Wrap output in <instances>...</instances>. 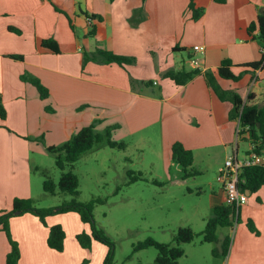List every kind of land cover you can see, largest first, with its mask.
<instances>
[{"label": "crops", "instance_id": "0c3cea01", "mask_svg": "<svg viewBox=\"0 0 264 264\" xmlns=\"http://www.w3.org/2000/svg\"><path fill=\"white\" fill-rule=\"evenodd\" d=\"M188 3L0 0V101L5 110L0 118V211L10 210L16 197L32 198L30 170L39 166L29 163L31 154L44 155L47 146L62 144L94 121L98 131L110 127L112 138L123 142L124 149L135 135L154 131L148 136L161 149L164 164L174 162L171 145L176 141L192 150L193 163L198 155L217 171L235 147L238 152L239 143L246 146L241 157L249 150L250 143L239 142L236 135V119L229 117L232 103L219 99L203 74L210 71L221 89L234 90L243 100L250 95L251 103L264 104V63L257 68L245 65L263 56L264 45L252 39L246 27L264 12V0H194L203 10L197 20L192 19ZM48 39L55 42L56 51L42 44ZM194 45L203 46V53ZM96 48L135 61L124 66L84 62L83 53ZM191 57L199 60L197 66ZM223 59L232 61L237 80L217 76L215 69ZM168 69L199 72L176 85L163 76ZM22 75L37 79L47 97L42 99ZM151 141L143 134L136 146ZM248 192L238 216L246 213L258 234L237 230L228 261L224 255L220 263L207 258L204 264H264V185L256 193ZM224 198L220 187L210 202L212 208L225 203ZM60 217H46L47 225L29 213L9 218L10 231L20 230L33 249V260L22 263L20 253L18 264H78L86 257L88 253L78 245L67 251L65 239L62 251L48 247L52 225L66 230V222L71 221L76 234L90 231L78 214L66 212ZM2 232L0 264L9 246ZM97 243L90 247L98 252L92 254L93 264H102L106 250Z\"/></svg>", "mask_w": 264, "mask_h": 264}, {"label": "rangeland", "instance_id": "374dc122", "mask_svg": "<svg viewBox=\"0 0 264 264\" xmlns=\"http://www.w3.org/2000/svg\"><path fill=\"white\" fill-rule=\"evenodd\" d=\"M182 55L185 58L184 53ZM153 132L149 134L153 135ZM143 134L147 140L151 141L149 134L141 132L135 135V138L132 137L131 141L129 140V146L125 149L110 147L105 141L95 143L78 158L71 169L78 177V195L76 196L78 201L85 202L92 197L105 199L103 203L95 205L93 215L96 226L102 228L113 243V264H153L157 254L155 248L149 247L132 252L133 245L147 237L160 242H171L176 230L184 226L190 227L196 235L192 242L180 245L184 255L179 259V264H191L192 261L204 264L207 258L220 263L224 258L221 251L225 237L229 239V246L225 253L228 261L237 230L240 233L243 229L245 234L250 235L255 233L247 227V221L250 218L246 213H241V218L235 217L231 226L217 228L216 241H202L201 232L205 221L212 215L210 202L221 187L217 180L219 170L208 165L206 161L202 162L197 155V160L192 167L198 173L183 178V172L177 163L164 164L158 144L151 141L152 143L143 142L140 148L136 146L139 136ZM245 148L244 144L239 143V157ZM217 151L219 152L218 149ZM28 160L32 166H39V168L33 166L30 170L34 205L50 207L57 211L64 201L74 198L71 194L58 189L53 195L43 190L44 179H51L57 184L62 172L69 171L70 168L67 167L61 171L55 164V156L49 152L44 155L31 154ZM129 171H133L134 174L141 172L142 179L127 183ZM3 211L7 210L0 212ZM65 213L54 212L47 216V220L50 218L61 220L60 216ZM31 215L37 217L43 225H47L46 218L43 223L38 216ZM63 230L67 251L72 250L74 245L80 246L76 239V226L73 222L67 221L66 230L65 228ZM1 234L8 243L5 233ZM10 235L17 242L19 251L22 253L21 262L30 263L33 260L31 244L25 240L17 228L14 234L10 231ZM97 244L107 253L106 245L99 242ZM83 250L89 255L87 254L78 264L96 262V258L92 259V254L94 253L93 257L97 256V251L87 248ZM212 250L218 253V259H212ZM4 263V258L1 257V264Z\"/></svg>", "mask_w": 264, "mask_h": 264}, {"label": "trees", "instance_id": "16d2710c", "mask_svg": "<svg viewBox=\"0 0 264 264\" xmlns=\"http://www.w3.org/2000/svg\"><path fill=\"white\" fill-rule=\"evenodd\" d=\"M223 2L224 0H215ZM188 8L192 12V19L197 20L203 10L195 6L194 0H189ZM247 33L252 39H256L264 45V12H261L255 21H252L246 27ZM90 34L93 35V30ZM43 45L50 47L56 51V45L53 40H43ZM20 57L19 55H15ZM84 62L92 60L99 63L114 62L120 66L131 64L135 61L133 57L117 55L113 52L101 48H96L93 51H85L83 53ZM261 63H264V52L260 61L246 63L245 65L257 68ZM233 63L229 59L221 60L215 73L223 79L237 80L239 75L232 71ZM198 70L187 71L185 69L174 70L168 69L163 72V76L171 79L176 85H183L198 73ZM204 77L207 85L216 93L219 99L229 100L232 103V108L229 111V117L236 119L239 122V142H249L253 144V151L261 153L264 151V104L258 106L250 102V95L246 100H243L234 90H223L215 81L212 72H204ZM22 79L32 83L38 90L42 99H45L48 92L44 86L35 78L21 76ZM146 85L151 84V81L145 82ZM5 117V110L0 101V118ZM96 121L83 126L68 140L59 145L47 146L46 150L55 156V164L61 170L70 168L69 171L62 172L57 184L51 179H44L43 190L49 194H56V189L61 192H67L74 196L70 201H64L57 211L50 207H37L34 205L33 198L13 199L12 208L8 211L0 212V231H3L8 239L9 251L5 256V264H18L20 251L17 242L10 235L8 220L10 217L23 213H31L39 217L45 223V218L54 212H76L81 221L88 224L90 231L80 232L76 234V239L79 245L83 248L90 249L91 243L97 241L107 246L108 251L102 261V264L114 263V251L112 241L105 235L102 228H98L94 221L93 210L95 205L105 201L101 197H92L88 201L81 202L76 199L78 195V177L71 170L78 158L87 150L92 148L95 143L105 141L106 144L113 148L123 149V142H118L112 138L111 129L107 127L103 133L96 129ZM41 140V139H40ZM249 151V150H248ZM248 151L246 153H248ZM171 159L177 163L183 172V178L198 173L193 165V152L191 149L185 148L182 143L176 141L171 145ZM129 180L127 183H132L142 179L141 172L134 174L133 171L127 172ZM240 186L244 191L256 193L262 185H264V166H244L240 173ZM240 207L236 208L233 204H219L212 208V215L205 221L204 229L201 232L203 242H214L217 240L216 230L218 227H228L232 225L235 217H238ZM247 227L250 231L258 234V231L251 219L247 221ZM195 232L188 226L179 227L171 242H160L152 237H147L133 245L132 252L153 247L157 250L153 264H179V259L184 255V250L180 246L184 243H190L195 237ZM47 245L49 248L56 251H62L64 247V230L61 225L55 224L49 227L47 236ZM229 246V239L225 237L222 245V254L225 255ZM213 255H218L215 250H212Z\"/></svg>", "mask_w": 264, "mask_h": 264}, {"label": "built area", "instance_id": "2783aa9c", "mask_svg": "<svg viewBox=\"0 0 264 264\" xmlns=\"http://www.w3.org/2000/svg\"><path fill=\"white\" fill-rule=\"evenodd\" d=\"M193 49L197 52L203 53L204 48L200 45H194ZM264 52V48L262 49ZM190 62L197 66L199 60L195 57L190 58ZM237 121V120H236ZM239 122L236 125V135L239 137ZM253 144H250L248 153L242 157L238 156L237 148L235 147L233 153L229 155L219 168L217 180L220 182L224 192V201L227 204H233L236 208L241 207L247 201L246 191L241 189L239 173L244 166H264V151L257 153L253 151Z\"/></svg>", "mask_w": 264, "mask_h": 264}, {"label": "water", "instance_id": "95a60500", "mask_svg": "<svg viewBox=\"0 0 264 264\" xmlns=\"http://www.w3.org/2000/svg\"><path fill=\"white\" fill-rule=\"evenodd\" d=\"M249 193V192H248ZM17 214L19 213V211L16 212Z\"/></svg>", "mask_w": 264, "mask_h": 264}]
</instances>
